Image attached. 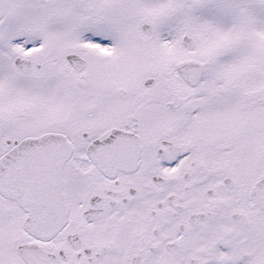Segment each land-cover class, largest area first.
<instances>
[{
	"label": "snow or ice",
	"instance_id": "obj_1",
	"mask_svg": "<svg viewBox=\"0 0 264 264\" xmlns=\"http://www.w3.org/2000/svg\"><path fill=\"white\" fill-rule=\"evenodd\" d=\"M0 264H264V0H0Z\"/></svg>",
	"mask_w": 264,
	"mask_h": 264
}]
</instances>
